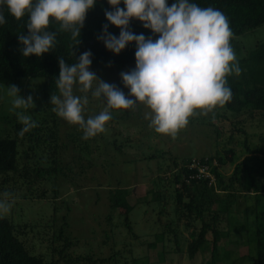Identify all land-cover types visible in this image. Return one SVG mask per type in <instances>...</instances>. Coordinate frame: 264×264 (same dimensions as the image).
Wrapping results in <instances>:
<instances>
[{
    "label": "trees",
    "instance_id": "obj_1",
    "mask_svg": "<svg viewBox=\"0 0 264 264\" xmlns=\"http://www.w3.org/2000/svg\"><path fill=\"white\" fill-rule=\"evenodd\" d=\"M173 2L167 0L169 6ZM190 2L201 8L218 9L227 17L233 33L230 45L234 52L242 47L236 41L237 36L264 26V0ZM119 7H125L123 0ZM0 10L6 19V23L0 25V83L13 84L22 78H42V92L49 101L44 110L32 118L38 126L23 137L18 135L23 125L16 112L0 116V194L9 192L13 195L20 190L24 197L60 201L58 207L54 206L52 220L44 225L16 223L9 216H0V264L117 263L123 251L126 252L127 242L138 239L137 234L140 233L131 218L139 202L133 201L135 196L129 177L139 162H146L151 168L155 166L152 170L156 172L150 176L151 186L142 202L145 203V213L159 217L158 235L161 239L141 242L140 245H144L148 252L156 250L161 241L159 252L168 250L165 240L168 243L170 240L171 244L174 242L172 249L187 252L191 259L208 250L210 244L212 252H216L220 249L218 235L237 231L233 223L244 211L248 215L249 250L243 258L249 264H264V39L237 57L242 70L240 75L231 73L226 76V86L232 91V99L224 106H217L213 110L214 116L210 113L209 118L192 116L195 119L189 120L191 125L208 126L211 130L202 132L204 139L214 135L217 143L214 152H204L196 157V153H176L166 143H155L154 136L161 134L154 128L151 137L143 133L136 138L124 134L121 128L127 118L113 110H110L112 118L106 122L105 131L88 140L82 139L83 131L78 125L64 130L63 118L53 111L49 116L48 111L54 107L50 104V96L52 93L59 95L54 83L60 71L58 57L75 63L80 54L90 50L92 64L89 69L101 67L106 73L114 72V83L120 71L135 64V42L114 54L106 49L102 40L97 39L104 24L109 25V33L119 36L120 29L111 25L104 14L105 10H113L108 0H96L94 8L87 12L81 29V42L73 48L74 57L71 55L70 33L58 34L53 51L40 57L34 54L24 57L17 35L21 32L27 34L24 27L27 15L16 20L6 6ZM57 27L56 23H50L49 30ZM130 28L137 35L152 36L154 40L158 38V34L153 35L135 18L131 20ZM89 103L95 104V113L90 112L87 118L98 115L102 106L101 100H94L90 93ZM34 108H29L28 114ZM23 113L28 115L25 110ZM215 119L229 121L233 129L229 133L224 132L215 124ZM256 126L263 131L250 133L248 128ZM194 140L191 136L188 138L192 145ZM193 159L207 165L213 178L201 174L198 167H192ZM151 162L156 165H150ZM81 193L85 199L83 205L73 199L74 195L78 197ZM104 197L109 203L106 211L97 212L96 216L93 212L90 214L98 221L103 234L102 239H94L97 241L95 244L83 229H75L77 223L73 217L86 219L88 216L81 208L85 206L90 212L92 202L101 201ZM128 202H134V205L120 215V206ZM73 209L78 215L73 216ZM116 215L120 219H116ZM123 227L128 232L127 239L119 236ZM92 231L98 230L93 228ZM106 247L111 248L110 254V250L104 253ZM130 261L135 264L134 258L131 257ZM215 261L214 258L211 260L212 263ZM124 264H129V260L125 259Z\"/></svg>",
    "mask_w": 264,
    "mask_h": 264
},
{
    "label": "clouds",
    "instance_id": "obj_2",
    "mask_svg": "<svg viewBox=\"0 0 264 264\" xmlns=\"http://www.w3.org/2000/svg\"><path fill=\"white\" fill-rule=\"evenodd\" d=\"M108 3L113 10H105L104 14L111 25L120 29L119 36L109 33V25L104 24L97 39L114 54L135 42V67L119 74L129 89L128 95L135 99L126 97L117 85L104 82L89 70L90 50L80 54L75 63L58 57L60 71L54 83L59 95L50 96L52 111L69 124L78 125L83 131L82 139L88 140L105 131L106 122L112 118L110 110H134L138 104L150 109L145 113L150 128L175 138L187 126L189 117L209 113L214 116L217 106H224L232 99L226 76L231 73L238 76L242 70L230 45L233 33L229 21L221 11L201 8L190 0H174L171 6L167 0H123L124 8L119 7L121 0H108ZM95 4L96 0H0V7L6 6L16 20L28 17L24 25L27 34L17 35L24 57L33 54L40 57L53 51L59 33H70L74 57L73 48L81 42L86 14ZM133 18L153 35L158 34V38L135 34L130 28ZM5 23L0 10V25ZM50 23L58 27L49 30ZM19 92L16 85L8 86L12 109L34 108L33 97H22ZM89 93L102 98L106 107L98 115L85 119ZM16 114L23 125L19 136L38 126L31 116L23 112ZM10 196L11 193L5 192L0 199V216L7 214L15 203Z\"/></svg>",
    "mask_w": 264,
    "mask_h": 264
},
{
    "label": "rangeland",
    "instance_id": "obj_3",
    "mask_svg": "<svg viewBox=\"0 0 264 264\" xmlns=\"http://www.w3.org/2000/svg\"><path fill=\"white\" fill-rule=\"evenodd\" d=\"M260 39H264V26H261L252 31H248L243 35L237 36L236 41L242 47L238 52H235L236 57L243 56L246 53V49L252 47ZM134 67L135 64L129 65L122 71L124 72L130 71ZM89 70L94 72L99 79L103 81L106 80V83L117 85V87L120 88V90H122L125 93L126 97L130 99H135V97L128 95L129 89L124 86L122 79L119 75L120 72L122 71L118 73V80L116 83H114L113 82L114 72L106 73V71L101 67H93ZM43 83H44L43 79L39 77L22 78L19 81L13 83L19 88L20 90L19 94L22 97L27 98L29 95L33 97L34 104L36 107L33 110L35 114L33 115L32 114L33 112L28 114V109L25 110L26 114L31 116V118H36V116L39 115L42 112V110H44L46 103L49 102L42 92ZM13 84L0 83V94H1L0 116L4 113H9L10 111L12 113L15 112L17 113L20 110V109H12L13 98L8 96L7 94L8 86H11ZM76 94L81 95L79 92H77ZM94 100H101L102 106L100 112L103 111L104 108L106 107V102L102 98L97 99L94 97ZM2 106L4 107V109H1ZM112 110L116 112L117 115L122 114L127 118L125 120L126 124L122 125L121 128V131L124 134H129L130 136L136 138L139 137L142 133L144 135L148 134L149 137H151L152 133H154L153 128L149 127L150 121L148 119H145V113L150 111V109H148L145 105L138 104L134 110L132 109H115V110L112 109ZM23 111L24 110L22 109V112ZM51 111L52 110L48 111L49 116L50 114H53L51 113ZM94 111H95V104L88 103V105L86 106V110L83 113L85 119L87 118V115L90 112L95 113ZM199 111L200 110L197 109V112ZM43 113L45 112L43 111ZM196 116H203V115H196ZM209 116H211L210 113L208 114V116L205 117L209 118ZM193 117H189V120L195 119ZM214 122L215 124L220 126V128L226 133H229L230 130L233 129L229 121H225L226 122L225 123L215 119ZM64 123H65L64 130H69L70 128L74 127V125L69 124L66 120L64 121ZM207 129L211 130L208 126L198 125L194 123L193 125H191L189 121L187 126L185 127V130L181 129L175 138H172L171 136L165 134H161V136L155 135L154 142L155 143L160 142L161 144L166 143V145L173 148V150L176 153L193 152L196 153V157H198L204 152H214L217 148V143L214 135L209 139L208 137H206L207 139H204L205 134L203 133L206 132L205 130ZM248 130L250 133L254 134V132L256 131H263V128L256 126L255 128L252 129L248 128ZM189 131H191V135L189 134ZM190 136L193 137V139H195L193 145L188 142V138ZM178 137L180 139H178ZM198 138H201L203 140H198ZM143 147L145 149V145H143ZM19 150L20 152L22 151L21 143L19 144ZM151 164H155V162H151L150 165ZM169 164H171L170 161ZM152 168L149 165H147L146 162H139L137 168H134V170L132 169V171L129 174V177L132 182V190H133L132 192L134 193L135 196L133 201L135 200L134 202H139V204L136 207L137 209L134 212H132L131 218L134 220L135 229L140 233L137 234L138 239H131L129 240V242H127L126 252L123 251V256H120L121 260L117 261V263L114 262L115 264H124L125 259H128L129 264H132V261H130L131 257L132 259L133 258L135 259L134 261L135 264H249L250 263V262L247 263L246 259L243 258V256H245L249 250L248 227L246 220L248 215L244 211H241V215H239L240 219L237 222L233 223V227L236 228L237 231L236 230L232 231L230 232V234L221 233L218 235L217 238L219 241L220 249L216 252L215 251L212 252L213 246L212 244H210V248L208 250L202 253L200 252L198 255H196L194 259H191L187 252L176 251L172 249V244L174 242H172L171 244L170 240H168L169 243L166 240L164 242V244L168 246L167 248L168 250H166L165 252L164 251L159 252L161 250V245L163 244L162 241H161L162 244H159V247L156 250L150 249V252L147 251V248L144 245H140L141 242L147 243L148 241L161 239L160 235H158V232L160 231V227H159L160 222L158 221L159 217L156 214L145 213L144 212L145 203L142 202L144 201L146 191L151 186L150 176L156 173L155 171L152 170ZM135 178H137L136 179L137 182L135 181ZM3 194L4 193L0 194V199H3ZM75 197L76 195H74L73 199H75L76 201L78 200L80 205H83V201H85V199L82 197V193L78 195V197L76 198ZM9 199L15 200V203L10 208V211L7 214H5V216L11 217L16 223L33 222L44 225L48 223V221L50 222L52 220V213L54 206L57 205L58 207V205H60V201L50 202L49 200L35 199V197L32 198L31 196L24 197V192L20 190L16 191L13 195H11ZM134 202H130V203L128 202L122 204L118 210V213L120 215L125 214V212L128 211L132 205H134ZM108 204L109 203L107 202L105 197L101 201L98 200L96 202L94 200L89 207L90 212L86 211L85 206L81 208L83 212H85L83 214L88 216L86 219L82 220L73 217L74 222L77 223V225H75V229L76 228L83 229L84 232H86L87 235L89 236L88 239H90L95 244L97 243L96 240H99V238L102 239L103 234L101 235L102 230L100 225H98V221L95 220V218H93L92 216H90V214H92L93 212L94 215L96 216L97 212L104 213L107 209L106 207ZM72 208H74L73 204H72ZM241 209L243 210L242 206ZM73 210H74L73 216L78 215V213L75 212L76 209ZM115 218L120 219V216L116 215ZM123 219L124 218L122 216L121 220ZM93 228L94 229L96 228L98 231L97 232L92 231ZM121 229L119 231L120 238L127 239L129 237L127 230L125 229V227ZM185 234L187 235L188 233L186 232ZM185 247L183 248L184 251H186ZM103 250L104 253H106V251L108 250H110L109 254L111 253L110 247L109 248L106 247ZM213 258L216 259L215 263L211 262Z\"/></svg>",
    "mask_w": 264,
    "mask_h": 264
},
{
    "label": "built area",
    "instance_id": "obj_4",
    "mask_svg": "<svg viewBox=\"0 0 264 264\" xmlns=\"http://www.w3.org/2000/svg\"><path fill=\"white\" fill-rule=\"evenodd\" d=\"M191 166L192 167H198L199 172L201 174H204L206 177L213 178L212 174L209 172L208 166L200 163V161L193 159Z\"/></svg>",
    "mask_w": 264,
    "mask_h": 264
}]
</instances>
